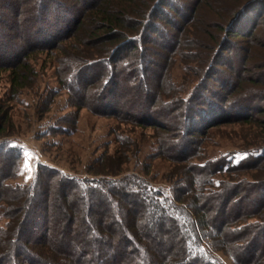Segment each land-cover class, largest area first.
<instances>
[{"label":"trees","instance_id":"16d2710c","mask_svg":"<svg viewBox=\"0 0 264 264\" xmlns=\"http://www.w3.org/2000/svg\"><path fill=\"white\" fill-rule=\"evenodd\" d=\"M94 1L80 10L71 19L72 25L65 26L57 38L56 34L45 30L46 24L52 27L55 23H34L37 18H45L53 12L49 3L0 0L1 39L20 36L24 47L22 54L12 57L6 52L16 47L14 42L5 41V51L0 49V77L5 72L9 76L11 95L7 99L18 96L29 86L32 77L38 76L31 63L34 54L44 50L52 57V50L59 48L64 69L61 82L70 94L81 86L97 83L99 90L93 93V98L99 102L100 112H105L104 108L113 103L110 93L119 86L128 88L126 81L132 84L134 81L129 103L136 107L145 95L149 98L145 100L148 106L141 109L135 124L142 127L156 124L161 117L150 103H160L163 109L171 105L160 97L165 75L156 74L155 82L160 79V87L154 86L153 92L143 91V86H149L148 80H152L153 72L149 77L151 65L162 63L149 44L168 43L165 48L171 51L161 64L165 66L180 42V37L173 40L171 36L168 42L151 39L152 34L163 31L160 18L168 20L166 10L174 9L172 16L176 19L173 24L168 20L171 22L166 28L168 32L180 30L189 43L202 47V52L208 53L204 61L209 58L208 49L211 51L213 42L216 43L208 68L224 63V52L233 37L247 41L246 59L255 60L256 55L248 40H253L251 42H255L253 45L258 49L264 48V41H258L253 31L264 14V0H215L213 6L209 0H195L182 10L176 8L175 0ZM203 2L208 4L209 10H203L208 16L199 10L204 8ZM59 8L66 10L70 4L61 0ZM250 11L258 17L246 25L244 19ZM194 14L195 18L199 16L196 21L201 24L200 34L189 33L190 27L184 25L188 16ZM56 28L59 31V27ZM83 28L85 32L80 31ZM29 29L35 30L37 37ZM201 35L209 36L210 43H205ZM92 37L102 45L93 54L79 45ZM124 49H129L125 57L122 56ZM132 50L134 53L130 54ZM259 57L254 63L262 70L259 69L257 75L250 72L236 77L234 83V90L242 94L237 95L235 101L240 98L238 101L246 104L249 110L253 109L252 102L244 98L248 84H257L258 88H254L264 96V56ZM170 88L167 85L165 89ZM73 95L77 97L73 105L82 106L76 92ZM189 95L176 98L178 115L169 116L165 111L171 122L166 119L175 126L181 110H185L181 118L184 126L178 133L181 134L178 153L185 152L182 154L186 158L194 155L190 165L182 162L184 157L168 152L169 157L182 162L174 173V180H166L171 182L169 195L167 188L133 174L126 175L124 180L107 176L82 177L43 162L38 163L33 182L9 183L8 179L19 170L24 142L13 138L6 127V99L0 90V221L5 219L0 225V264H226L218 252L228 254L233 264H264V145L228 151L216 158H200L198 142L193 139L195 134L201 133L197 123L200 117L195 118L191 113L194 109L188 110L189 114L186 112L193 92ZM257 112L264 114V109H257ZM247 118L245 120L252 121V117ZM257 120L256 117L254 121ZM257 123L264 128V120ZM61 126L51 124L42 132L65 130ZM126 162V159L118 161V167L99 164L98 173H120ZM191 167L197 170L196 175H189ZM249 167L258 168L252 179L215 177L218 173L233 176ZM183 200H187V207L181 204ZM147 201L152 202L154 210L150 216Z\"/></svg>","mask_w":264,"mask_h":264},{"label":"rangeland","instance_id":"374dc122","mask_svg":"<svg viewBox=\"0 0 264 264\" xmlns=\"http://www.w3.org/2000/svg\"><path fill=\"white\" fill-rule=\"evenodd\" d=\"M42 1L49 3V7L53 12L48 13L45 18H40L38 16L40 19L37 18L34 23L37 25H43L47 21L53 24L55 23L56 25L52 27L46 24L45 30L56 34L58 36L57 38H59V32L64 30L65 26L72 25L73 21L71 19H73L80 10L86 9L88 5L95 2L94 0H81L82 2L80 0H65L67 4H70V8L61 10V8H59L61 0ZM194 1L195 0H175L176 8L179 10L188 8ZM185 3L188 6H186ZM205 3L206 2H203L204 8L201 9L200 7L199 10H202V15L208 16L205 12L203 13V10H209L208 4L205 5ZM209 4L213 6L215 0H209ZM166 12H168L166 14L170 18H168V20H171L173 24L174 20H176L172 16L174 9L170 12L166 10ZM256 12L259 13L258 11ZM51 13L52 15L50 17L49 14ZM194 16L195 14L193 16L189 15L188 17L190 18L184 25L190 27L188 30L189 33L195 32L197 34L198 32L200 34L199 30L201 29V24L198 23L199 20L198 22L196 21L199 16L196 18ZM215 16L218 17V14H215ZM255 16V12L250 11L248 15L245 16V24H252V21L258 17ZM261 17L262 18L259 19L257 23L258 27L253 30L258 36V41H264V14ZM168 20L160 18L163 31L152 34L151 39L157 38L156 41L165 42L164 40H166L168 42V37L170 36L173 40L180 37L179 46L177 47L176 45L175 48L177 50L170 53L169 62L166 63L165 66H161L163 58L171 51L165 48L168 43L160 44L161 42H152L149 44V47H152V49L157 52V60H161L162 63H160V65L157 63L151 65L152 71L149 73V77L151 78L153 72L152 80H148L149 86H143V91L149 90L153 92L152 88H154V86H156V88L157 86L160 87V79L158 83L157 80L155 82L156 74L159 73V76L163 74L166 77V81H164L163 85L164 89H162L160 97L164 102H169L171 106L168 107L169 109H163L160 103L153 105L150 103V106L153 107L161 117H159L160 119L156 124H149L146 125V127L135 124L134 120L138 117V114L141 113V109L148 106L145 100L149 98L142 93L145 96L139 103H136V107H134L133 103H129V98L131 96H129V94L132 90L131 85L134 84V81L132 84L130 80L126 81V84L129 85L128 88L127 86H119L112 94L110 93V98L113 103L104 108L105 112H100L102 109L99 108V102L93 98V93L99 90V85H97V83H89L87 86H81L76 90L75 92L82 106H74L73 103L77 98L73 95L75 92L70 94L61 82L60 75L63 73L64 69L61 60L62 51L59 50V48L52 50L54 54L52 57L44 50L34 54L31 63L35 67L38 76L32 77L33 80L30 81L29 86L27 88L25 87L18 96L11 100L6 98L11 95L9 92L10 84L8 73L5 72L1 75L0 90L6 99L5 109L8 113L6 127L8 126L7 129L13 138H18L24 142L19 170L14 177L8 179L9 183L23 185L24 183L33 182L36 176L38 163L43 162L67 172L77 173L82 177L107 176V178L114 177L124 180V178H127L126 175L133 174L144 177L149 180L150 183L157 186H163L167 188L169 192L171 191V182H167L166 180H174V173L180 169L179 165H181L183 161L192 164V162L189 161H194V155L186 158L185 155L183 156L182 154L185 152L181 151L182 153H178L180 149L178 144L181 141V134L179 135L178 133L184 126V121L183 119L181 120V118H183L185 110L182 111L179 109L181 110L179 119L175 116L179 121L175 126L170 125L171 119L169 120L165 116V111L169 113V116L178 115L179 111L175 109L178 107L176 98L187 97L189 94H192V92V97H189L190 106L188 107L187 105L186 112L189 114L188 110L192 111V109H197V111L193 110L191 113H193L195 118L200 117L197 123H199L198 128L201 133L195 134L193 138L198 142L199 150L197 154L201 156L200 158H216L228 151H237L239 149L264 145V128L257 123L258 121L261 122L264 120V114L257 112V109H264V96L260 95V92L256 89L258 88L257 84L256 86L248 84L246 94L243 96L247 102H252L251 106L253 109L249 110L246 104L238 101L241 100L240 98L235 101L237 95L241 96L242 94L240 95L234 88V83H236L235 79L239 76L248 75L250 72L252 75L258 74L260 68L255 67L257 64H255L254 61L257 62L260 59L259 56H264V48L258 49L253 45L255 44V42L252 43L253 40H248L252 51L256 50V55L254 54L255 60L246 59L247 41L243 38L233 37L230 40V46L224 52V63L217 64L216 67L211 69L208 68V66L211 64L212 54L216 51L214 47L216 43L213 42L214 46L211 51L208 49L209 58L204 61V59H207L208 53L202 52V47L199 48L189 43L185 34L180 30L172 29V32L169 33V30L166 28H168V24L171 22ZM56 27H59V31ZM30 30L31 29H29V32L32 33L34 37H37V33L34 32L35 30ZM81 30L85 32L86 28L80 29V31ZM219 35H222V32ZM201 36L205 43H210L209 36ZM1 38L0 36V49H3V45L5 46V41L10 44L14 42L16 47H13V49H10L6 53L11 57L18 53L22 54L24 50L22 43L23 38H20V36L15 37L14 35L7 39L6 36L3 39ZM74 39L75 38L72 40ZM58 40L59 39H57V41ZM64 40L65 39H63V41ZM94 40V37L88 38L85 43L79 44L80 48L88 50L93 54L94 51L101 48L97 47L102 46L101 44L98 45L97 41ZM173 47H171V49ZM2 51H5V49ZM122 53V56L125 57L128 55L129 49H124ZM133 53L134 51L132 50L130 54ZM254 67L255 69L252 70ZM210 74H212L213 77L210 78ZM224 81H226L227 84H225L226 82L224 83ZM222 84H225L224 88H222ZM167 85L171 88L165 89ZM253 95H260L261 97L252 98ZM247 117H252V121L245 120L248 119ZM256 117L258 120L254 121ZM44 123H46V125H44ZM48 124H55L56 126L60 124L65 130L54 128L56 131L48 130L42 132V129L46 127L50 128ZM169 151L171 154L179 156V158L184 157L182 158V162L179 163L175 159L169 157ZM1 159H4V156L1 155ZM125 159L127 162L121 166L122 171L120 173L109 175L98 173L99 164H109L118 167L120 165L118 161H124ZM26 162L30 171L25 168ZM145 170L148 172L145 173ZM188 172L189 175H196L197 170L191 167ZM257 173L258 168L249 167L247 170L237 172L233 176L225 173H218L215 177L225 180H238L239 178L243 179L246 177L252 179V176H256ZM50 181L51 179L48 180V182ZM169 195H171V192H169ZM187 200L181 202L184 207H187L185 204ZM146 209L150 212L149 216L154 213L152 202L147 201ZM3 221H5V219L0 221V225L3 224ZM225 231L226 230H224V232ZM217 255L225 261L226 264H233L228 254L218 252Z\"/></svg>","mask_w":264,"mask_h":264},{"label":"snow or ice","instance_id":"6c2138e0","mask_svg":"<svg viewBox=\"0 0 264 264\" xmlns=\"http://www.w3.org/2000/svg\"><path fill=\"white\" fill-rule=\"evenodd\" d=\"M25 168L27 169V170H29L30 171V168L28 167V164H27V162L25 163ZM22 172H23V170H22ZM22 174V173H21ZM29 178H31V177H29Z\"/></svg>","mask_w":264,"mask_h":264}]
</instances>
